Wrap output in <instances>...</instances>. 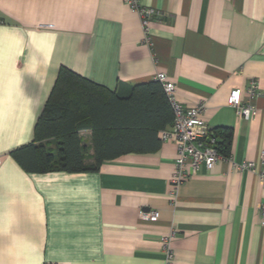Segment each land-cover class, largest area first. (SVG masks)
Masks as SVG:
<instances>
[{
    "label": "crops",
    "instance_id": "0c3cea01",
    "mask_svg": "<svg viewBox=\"0 0 264 264\" xmlns=\"http://www.w3.org/2000/svg\"><path fill=\"white\" fill-rule=\"evenodd\" d=\"M140 4L156 12L151 46L124 0H0V264H163L171 230L175 264H264V187L239 169H258L264 151V0ZM61 67L120 96L164 74L179 105L201 104L211 130H232L229 156L175 201L173 142L88 172H26L12 153L34 142ZM251 80L256 114L244 121L227 97ZM79 138L90 168V131Z\"/></svg>",
    "mask_w": 264,
    "mask_h": 264
},
{
    "label": "trees",
    "instance_id": "16d2710c",
    "mask_svg": "<svg viewBox=\"0 0 264 264\" xmlns=\"http://www.w3.org/2000/svg\"><path fill=\"white\" fill-rule=\"evenodd\" d=\"M173 110L160 82L132 86L125 96L61 67L36 123L32 144L12 154L31 173L77 174L97 170L126 154H147L160 146L159 133L171 127ZM89 130L94 166L83 164L79 132ZM215 149L228 157L233 132L214 130Z\"/></svg>",
    "mask_w": 264,
    "mask_h": 264
},
{
    "label": "built area",
    "instance_id": "2783aa9c",
    "mask_svg": "<svg viewBox=\"0 0 264 264\" xmlns=\"http://www.w3.org/2000/svg\"><path fill=\"white\" fill-rule=\"evenodd\" d=\"M125 5L138 15L143 33V43L151 46L150 25L156 12L145 8L140 0H124ZM161 83L173 110V122L168 130L161 131L159 138L162 143L173 142L176 147V159L172 169L171 200L175 201L178 187L189 177L197 175L202 167L211 170L219 161L224 160L215 149L216 137L205 119L203 105L184 108L174 98L175 86L165 81L164 74H156L154 79ZM258 96V82L249 81L242 91L232 89L227 97V105L232 107L239 119L250 121L256 114L254 101ZM239 169L250 170L264 187V151L260 155V167L256 169L254 163L247 162L239 165ZM259 215L264 223V203L259 205ZM151 220H156L158 213L152 211L147 214ZM175 231L171 230L162 238L163 264H175L171 247Z\"/></svg>",
    "mask_w": 264,
    "mask_h": 264
}]
</instances>
